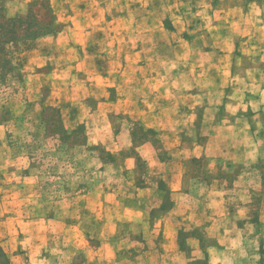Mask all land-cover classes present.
Instances as JSON below:
<instances>
[{"label":"rangeland","instance_id":"obj_1","mask_svg":"<svg viewBox=\"0 0 264 264\" xmlns=\"http://www.w3.org/2000/svg\"><path fill=\"white\" fill-rule=\"evenodd\" d=\"M0 15L27 36L0 83V264L36 225L47 264L102 246L149 262L160 238L129 220L172 205L173 160L187 191L213 182L221 237L239 239L184 227L187 261L264 264V0H0Z\"/></svg>","mask_w":264,"mask_h":264},{"label":"crops","instance_id":"obj_2","mask_svg":"<svg viewBox=\"0 0 264 264\" xmlns=\"http://www.w3.org/2000/svg\"><path fill=\"white\" fill-rule=\"evenodd\" d=\"M210 106H212V104ZM150 120L151 119L149 118L145 119L146 123H144V125L148 128L153 127V125L155 127L161 125V123L158 122V119L153 123H151ZM164 136L168 139L173 138L172 133L170 132L164 134L163 137ZM144 147L149 150L147 145H144L141 148ZM207 156L214 157V154H207ZM150 159H153V156H151ZM176 166V160H173L172 162L170 161L167 168L168 170L162 172V178L166 187L171 192L172 205L166 209L157 211L156 216H151L150 213H147L138 205L133 214L134 218L129 220L136 224L132 231L134 235H138V237L144 236V238L146 236L160 238V252L158 251L157 255L152 256L148 260L149 262H127V264H193V262L187 261L186 257L183 255L184 253L178 248V234L184 227L205 230V233L209 238L215 236L213 233L218 231L220 238L225 239V243H229V245H235L239 242L237 236H229V238L221 237L222 234H226L223 225V216L225 215L221 212L220 196L214 190L215 186L213 182L210 183V185L204 186L205 188L203 191H206L204 196L198 194V188H200L198 183L190 184L191 192H189L184 188L183 174L178 173ZM212 170L210 171L211 175L213 173ZM144 190L151 189L144 188ZM145 219L148 224L145 223ZM221 227L224 230H222ZM42 231L43 229L39 225L29 227V229L26 228L25 230L22 229L21 233L24 234V238L19 243L21 253L19 255H14L15 252L18 251V246L13 250H10L9 264H47L48 262L46 258L42 257V251L44 248L42 244ZM218 243L223 244V241L220 240ZM136 244L140 245L139 242H136ZM192 248L195 249L196 247L192 246ZM106 249L107 246L96 248V250H98V254H96L99 256L98 259H93L95 262H84V264H120L106 261V256L104 257ZM193 254L196 255L197 252L194 251Z\"/></svg>","mask_w":264,"mask_h":264},{"label":"trees","instance_id":"obj_3","mask_svg":"<svg viewBox=\"0 0 264 264\" xmlns=\"http://www.w3.org/2000/svg\"><path fill=\"white\" fill-rule=\"evenodd\" d=\"M20 19H8L0 15V83L5 76L13 75L16 69L9 58V50L15 47L18 41L25 40L27 36H19Z\"/></svg>","mask_w":264,"mask_h":264}]
</instances>
